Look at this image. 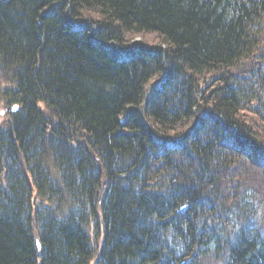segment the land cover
Masks as SVG:
<instances>
[{"label":"trees","instance_id":"obj_1","mask_svg":"<svg viewBox=\"0 0 264 264\" xmlns=\"http://www.w3.org/2000/svg\"><path fill=\"white\" fill-rule=\"evenodd\" d=\"M1 111L0 264H264V0H0Z\"/></svg>","mask_w":264,"mask_h":264},{"label":"bare ground","instance_id":"obj_2","mask_svg":"<svg viewBox=\"0 0 264 264\" xmlns=\"http://www.w3.org/2000/svg\"><path fill=\"white\" fill-rule=\"evenodd\" d=\"M94 20V19H93ZM136 39V38H135ZM134 39V41L131 43V44H129V45H123V46H121V47H119V48H115V47H112V48H114L115 50H117L118 51V53H120L121 55H122V53H125V54H130V53H132L133 51H134V46L135 45H137L138 43H140L141 42V40H135ZM107 46V45H106ZM156 46H163L162 44H157ZM111 49V48H110ZM148 98H151V99H153L154 97L151 95V94H149L148 96H147V100H148ZM14 106H17L18 107V109H20V105L19 104H16V105H14ZM42 108L43 109H45L46 107L45 106H42ZM243 150H246V151H248L249 150V147H241ZM180 159H178V161H179ZM234 230H235V232L237 231V228H234Z\"/></svg>","mask_w":264,"mask_h":264},{"label":"rangeland","instance_id":"obj_3","mask_svg":"<svg viewBox=\"0 0 264 264\" xmlns=\"http://www.w3.org/2000/svg\"><path fill=\"white\" fill-rule=\"evenodd\" d=\"M142 38L141 37H136L135 40H141ZM255 119V117H254ZM204 264H214L212 261H206Z\"/></svg>","mask_w":264,"mask_h":264},{"label":"water","instance_id":"obj_4","mask_svg":"<svg viewBox=\"0 0 264 264\" xmlns=\"http://www.w3.org/2000/svg\"><path fill=\"white\" fill-rule=\"evenodd\" d=\"M17 109H18V107H17V106H15L13 110H17Z\"/></svg>","mask_w":264,"mask_h":264}]
</instances>
